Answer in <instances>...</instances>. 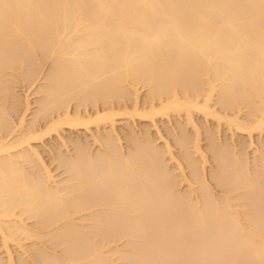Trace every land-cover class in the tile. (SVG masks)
<instances>
[{
    "label": "bare ground",
    "instance_id": "6f19581e",
    "mask_svg": "<svg viewBox=\"0 0 264 264\" xmlns=\"http://www.w3.org/2000/svg\"><path fill=\"white\" fill-rule=\"evenodd\" d=\"M0 264H264V0H0Z\"/></svg>",
    "mask_w": 264,
    "mask_h": 264
},
{
    "label": "rangeland",
    "instance_id": "374dc122",
    "mask_svg": "<svg viewBox=\"0 0 264 264\" xmlns=\"http://www.w3.org/2000/svg\"><path fill=\"white\" fill-rule=\"evenodd\" d=\"M21 86L22 85H20L19 87H18V89H19V91H22V89H23V86H22V88H21ZM144 88H141L140 89V94L142 95L143 93H144ZM23 92V91H22ZM37 94H33V93H31L30 95H29V98L32 100L35 96H36ZM141 103H143L142 101L140 102V104ZM129 105V104H128ZM143 104H141V106H142ZM131 105H129V107H130ZM195 113V112H194ZM198 112H196L195 114H194V119L196 120V122L199 124V126H200V128H202L201 130H203V132H204V126L205 127H208V128H214V126H215V128L212 130V131H214V132H216L217 133V128H219V127H217L216 128V125H214V124H216L212 119H210V118H208V119H204L205 117H203L200 113L199 114H197ZM200 115V116H199ZM202 116V117H201ZM27 118L29 117V115H27L26 116ZM136 117V118H135ZM171 119H167V118H165L164 117V119H158V120H156V124H157V126H158V128H159V130H160V133H161V136H162V139L163 140H167V141H169L170 143H171V149H172V151H173V153H174V155L177 157V159H179L180 160V158L178 157L179 156V148H178V146L174 143V141H173V136H172V134H168L167 133V129L166 128H170V130H171V128H173L172 130H174V128H175V130H174V132H178V128H177V130H176V124H175V126H174V118H173V116L171 115V117H170ZM130 122H131V125L135 128V129H140V128H142V126L143 125H145V123H146V120L145 119H143V118H139V116H137V115H134V119L132 120V119H128ZM144 120V121H143ZM181 120H183L182 118H181ZM210 121V122H209ZM125 122H126V120H124V119H118L115 123H116V125L119 127V126H122L123 124H125ZM145 122V123H144ZM184 122V123H183ZM213 123V124H212ZM183 124H185V125H183ZM208 124V125H207ZM214 125L213 127L211 126V125ZM182 125L185 127V129H187L188 131H189V133H191V126H190V124L189 123H187L185 120H183L182 121ZM150 127V131H151V133L153 132L154 134H155V127L153 126V125H149ZM221 129V131L219 130V133H217V136H219L220 138H225V136H226V138L229 136L230 137V135H228L229 134V132H228V130L224 127V126H222V127H220ZM225 128V129H224ZM93 130H94V128H93ZM226 130V131H225ZM65 134H67L68 132L70 133V130L69 129H66L65 131ZM68 133V134H69ZM74 134L75 133H81V132H73ZM152 133V134H153ZM239 135V134H238ZM204 137V133L203 134H201V137ZM228 137V138H229ZM227 138V139H228ZM231 138V137H230ZM235 138H237V137H235ZM254 138H257V136L255 135V137ZM48 139L49 138H47L46 140L48 141ZM229 140V139H228ZM256 140V139H255ZM160 141H162L161 139L158 141L160 144H162V142H160ZM121 142H125V140L124 139H122L121 140ZM205 142V140L204 139H202L201 140V143H204ZM229 142H230V140H229ZM91 145V144H90ZM92 149H96L97 147H96V145L94 144V145H92V147H91ZM43 156H44V158L45 159H48V155L46 154V152L45 153H43ZM207 165L209 164V163H206ZM187 170V169H186Z\"/></svg>",
    "mask_w": 264,
    "mask_h": 264
}]
</instances>
